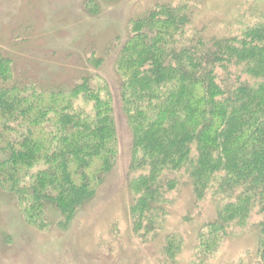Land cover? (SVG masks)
<instances>
[{"label":"trees","instance_id":"obj_1","mask_svg":"<svg viewBox=\"0 0 264 264\" xmlns=\"http://www.w3.org/2000/svg\"><path fill=\"white\" fill-rule=\"evenodd\" d=\"M189 2L133 19L116 61L132 134L133 229L156 233L185 182L196 206L210 198L215 207L197 252L213 255L255 217L250 264H264V13L238 32H208L193 27ZM83 70L68 88H37L13 80V59L0 51V189L31 223H52L51 210L67 221L118 161L110 85ZM168 235L171 255L181 240Z\"/></svg>","mask_w":264,"mask_h":264},{"label":"rangeland","instance_id":"obj_2","mask_svg":"<svg viewBox=\"0 0 264 264\" xmlns=\"http://www.w3.org/2000/svg\"><path fill=\"white\" fill-rule=\"evenodd\" d=\"M183 1L186 0H0V51L13 59V80L48 90L68 88L81 81L87 67L110 85L119 132L116 165L91 202L75 210L65 222H59L60 216L52 210V223L29 222L16 201L0 189V264L252 262L259 245L252 226L255 217L234 228L213 255L204 257L197 252V232L213 218L215 207L210 198L200 200L196 206L192 188L185 182L172 194L170 213L164 216V224L156 233L141 237L133 229L132 134L121 107L116 61L131 34L133 19L145 16L158 3ZM189 1L193 27H207L208 32H238L264 13V0ZM99 56H103L99 65L93 66L88 60ZM168 234L181 240L171 255L164 248Z\"/></svg>","mask_w":264,"mask_h":264}]
</instances>
